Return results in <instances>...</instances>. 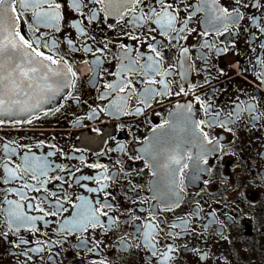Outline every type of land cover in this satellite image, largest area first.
<instances>
[{"label":"snow or ice","instance_id":"obj_1","mask_svg":"<svg viewBox=\"0 0 264 264\" xmlns=\"http://www.w3.org/2000/svg\"><path fill=\"white\" fill-rule=\"evenodd\" d=\"M66 8L78 14L76 19L66 21ZM250 9L256 11L246 16L245 12ZM197 17L201 31L190 26ZM110 20L113 23H109ZM242 21L251 25L259 48L264 50V41L260 40L264 37V0H228L226 4L221 0H0V126L32 125L40 119L41 113L48 116L63 107V104H57L55 108H46L45 104L51 105L58 99L69 97L79 101L78 96L72 95L79 80L74 63L56 51L59 44L55 39H49L53 31L60 33L65 27L69 31L65 33L63 42L68 49L73 53L82 49L93 57L80 62L88 64L91 69L87 81L94 82L99 93L96 99L106 102L91 108L89 120L99 119L100 113L112 118L143 115L142 107L129 109L134 97L147 108L157 97L192 96L190 100L177 103L175 111L169 113L170 118L152 128L153 135L143 141L139 154L129 157L143 161L141 173L147 169L153 178L149 199L155 203L150 209H144L148 213L145 217L132 215L130 209L126 220L118 214L113 203L116 196L110 189L120 182L121 173L131 175L119 167V160L115 165L87 163L85 156L68 155L55 143L47 145L50 151L40 154L26 144L15 141L2 143L0 239L19 250L15 258L21 264H36L37 261H45V256V264H62L59 259L62 250L68 238L73 236L79 250L97 257L91 260V264H109L107 258H99L102 241L92 233L99 229L106 235L119 229L121 223L136 222L139 225L135 228V235L131 238L121 236V245L145 250L148 255L146 264H177V246L163 243L165 220L160 213L178 208L185 180L200 182L202 175L212 170L209 158L223 151L220 139L210 137L206 129L218 127L232 132V125L241 120L242 114L247 113L254 121L261 115L257 111V103L245 101L235 103L230 111L214 110L210 99H202L203 95L210 94L197 95V86L190 83L185 88L191 73L197 71L190 62V48L186 42L189 36L196 33L202 37L201 48L215 49L218 58L229 53L237 55L235 42L218 38L238 35ZM92 24H102L104 28L100 31L118 32L120 35L116 40L107 35L98 40L89 34L88 28ZM25 28L31 31V37L27 36ZM73 31L77 39L84 38L80 45L72 38ZM209 36L213 39L209 40ZM125 38L135 43H117ZM97 44L100 46L94 47ZM113 44L118 48L113 53L117 63L109 71L101 65L110 62L108 53L112 52L110 45ZM175 49L179 50L176 62L166 63L167 52ZM251 49L256 53L253 62L258 66L254 68L258 72L256 79L264 84V52H257L255 45H251ZM172 55H176L174 51ZM198 59L206 57L199 56ZM237 65H240L239 60L234 65L223 63L218 67L217 75L209 73L205 77V83L211 86L209 77L217 82L221 78L230 79L228 69ZM178 68L183 70L180 73L183 83L173 93L172 77L178 74ZM238 71L244 73L247 69L240 66ZM101 73L113 77L105 79L103 91H100L99 85V80L103 79ZM140 85H143L142 89ZM199 87L202 89L204 85ZM251 99L256 101L257 98ZM197 112L202 118L196 117ZM76 123L79 124V119ZM119 127L123 129L126 126L121 124ZM165 130H172L176 135L168 137ZM92 131L99 134L102 130L95 128ZM43 146L44 141L37 144V147ZM76 151L82 150L73 149V152ZM108 152L126 153L125 145L119 144ZM108 152L96 155L106 156ZM58 153L65 161L79 160L83 167L96 170V174L77 175L82 173V168L70 163H57L53 157ZM113 167H116L115 172L111 171ZM208 182L203 180L204 184ZM89 184L96 186L89 187ZM49 185H54V188ZM74 185L90 195L81 194L73 199L67 189ZM132 192H136L137 196L132 197ZM91 194H95L94 198ZM125 198L132 199L133 203L139 200L137 186L131 185L130 180ZM139 202L146 203L147 200ZM167 228L168 240L178 239L182 232L191 231L184 218L179 224H168ZM192 251L197 252L196 249Z\"/></svg>","mask_w":264,"mask_h":264},{"label":"flooded vegetation","instance_id":"obj_2","mask_svg":"<svg viewBox=\"0 0 264 264\" xmlns=\"http://www.w3.org/2000/svg\"><path fill=\"white\" fill-rule=\"evenodd\" d=\"M221 2L226 4L228 0H221ZM255 11V9H250L245 12V15L250 16ZM65 14L66 21L74 20L78 15L70 8L65 9ZM257 15L259 14L257 13ZM109 23H113V21L110 20ZM190 26L201 31L199 17ZM239 27V33L235 37L226 35L218 38L219 40L227 39L229 43L235 42L237 48L234 51L237 55L229 53L226 57L218 58L215 49L201 48L202 37L196 33L189 36L186 42V46L190 48V62L197 71L191 73L189 82L184 84L185 88L190 83L197 86V95L210 94L203 95L202 99H210L214 110L230 111L234 108L235 103L245 101L257 103V111L261 115L257 121H254L247 113L242 114L241 120L232 125V132L218 127L206 129L210 137L220 139L223 151L209 158L212 170L210 173L202 175L200 182L190 183L185 180V190L180 193L181 203L178 208L160 213V216L165 220V233L162 234L164 236L163 243H174L177 246L179 250V255L176 257L177 264H264V84L256 79L258 72L254 68L258 66L253 63L256 60V53L252 51L251 45L256 46L257 52H264V50L259 48L257 38L252 34L253 29L247 21H242ZM101 28H104V25L92 24L88 28L89 34L96 36L98 40L106 35L112 36L116 40L120 35L118 32L113 34L107 30L100 31ZM24 31L28 37L33 35L26 28ZM68 31L67 27L60 33L53 31L49 39H55L59 44L56 51L74 63L79 80L76 88L72 90V95L78 96L79 101L71 97L64 100L58 99L47 107L55 108L57 104H63L60 111L48 116L41 113L40 119L34 121L32 125L0 126V146L2 143L15 141L31 146L34 152L40 154L50 151L51 149L47 145L55 143L68 155L85 156L87 163L100 162L115 165L116 160H119V167L131 175L126 176L121 173L120 182L114 184L110 189L116 196L113 203L117 206L118 214L122 220H126L130 209L132 215L145 217L148 213L144 209H150L155 203L149 199L152 195L149 191L150 181L153 178L147 169L141 173L143 161L129 157L139 154V150L144 146L143 141L153 135L152 128L163 123L165 119H169V113L175 111L177 103L190 100L192 96L157 97L151 102L152 106L147 108L134 97L129 103V109L142 107L144 108L143 115L112 118L100 113L99 119L89 120L91 108L106 102L96 99L99 93L94 82L87 81L91 75V69L88 64L80 62L93 57L91 54L84 53L82 49L76 53L68 49L66 43L63 42V37ZM72 38L76 40L77 45H80L84 39L82 37L77 39V34L74 31ZM208 39L212 40L213 37L209 36ZM260 40L264 41V37H260ZM119 42L129 45L135 43L126 38L117 41V43ZM88 43L91 44V40ZM98 46L100 45H94V47ZM110 47L112 48V52L108 53L110 62L101 65L102 68H107L109 71L113 70V65L117 63L113 53L118 51L116 44L110 45ZM173 51L175 56L172 55ZM166 55V63H175L176 57L179 56V50L168 51ZM199 56H205L206 59H198ZM237 60L240 61V65L228 69L230 79L221 78L217 82L216 79L209 77L211 86L205 83V77L209 73L215 76L218 74V67L223 63L234 65ZM240 66L246 68L247 71L240 73L238 71ZM182 71L178 68V74L172 77L174 80L171 85L173 93L178 91L183 83L180 79ZM101 75L103 79L99 80V85L100 91H103L105 79L111 80L113 77L107 76L106 73H101ZM202 84L204 87L201 89L199 86ZM139 87L142 89L143 85ZM252 97H256V101H253ZM157 100L160 102L157 103ZM196 117L202 118L201 113L197 112ZM78 119L79 124L76 123ZM121 124L126 127L121 129L119 127ZM129 127L131 131H129ZM95 128H100L101 133L97 134L92 131ZM165 132L168 137L176 135L172 130H165ZM20 137L24 138L20 139ZM40 141H44L45 146L37 147ZM119 144L125 145L126 153L108 152V149L117 148ZM73 149L82 151L73 152ZM18 151L20 150L18 149ZM99 152H108V154L106 156L96 155ZM53 159L60 164L70 163L74 167L82 168V173L77 175L96 174V170L83 167L79 160L65 161L59 153ZM111 171L115 172L116 167H113ZM205 179L209 181L207 184L203 183ZM129 180L131 185L137 186L138 189L139 200L136 203H133L132 199L125 198V193L129 191ZM95 186V184H89V187ZM49 187L54 188V185H49ZM67 190L73 199L81 194L90 195L77 185ZM91 195L94 198L95 194ZM131 196L136 197L137 193L132 192ZM140 200H147V202L140 203ZM181 218L187 220L191 231L182 232L178 239L168 240L167 225L179 224ZM138 225L139 222L136 224L121 223L119 229L106 235L99 229L92 233L97 240L102 241L99 258H107L109 264H146L148 255L145 250L137 249L134 246L129 249L122 246L120 242L121 236L127 235L129 238L134 236L135 228ZM77 243L76 237L68 238L59 258L62 264H91V260L97 258L79 250L76 247ZM185 246L187 250H185ZM192 249H196L197 252L194 253ZM18 251L11 244L0 239V264H21L15 258ZM201 257L204 258L201 259ZM46 260L47 256H45ZM45 261H37L36 264H45Z\"/></svg>","mask_w":264,"mask_h":264},{"label":"water","instance_id":"obj_3","mask_svg":"<svg viewBox=\"0 0 264 264\" xmlns=\"http://www.w3.org/2000/svg\"><path fill=\"white\" fill-rule=\"evenodd\" d=\"M54 102H55V101H54ZM54 102H53V103H54ZM53 103H52V104H53ZM44 106L47 107V106H49V105H48V104H45Z\"/></svg>","mask_w":264,"mask_h":264}]
</instances>
